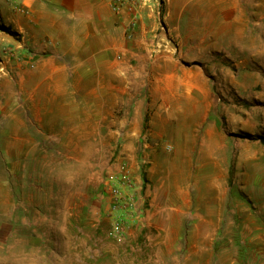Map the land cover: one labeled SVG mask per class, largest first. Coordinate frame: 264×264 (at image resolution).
<instances>
[{
	"label": "rangeland",
	"instance_id": "obj_1",
	"mask_svg": "<svg viewBox=\"0 0 264 264\" xmlns=\"http://www.w3.org/2000/svg\"><path fill=\"white\" fill-rule=\"evenodd\" d=\"M228 1L130 0L137 23L151 31V50L173 57L186 74L149 78V66L145 78L131 73L128 93L117 92L130 118L144 111L142 126H121L127 107L119 102L118 123L97 128L96 142H80L76 156L51 143L57 156L25 169L24 159L4 155L21 131L16 113L31 116L25 90H34L32 73L47 54L17 28L29 16L21 0H0V264H264V15L239 33L238 16L221 9ZM155 116L202 119L205 158L193 151L176 159L166 138L153 141ZM151 147L161 161L154 180L168 175L161 182L151 181ZM199 162L209 176L202 184L194 180ZM124 164L135 209L119 230L104 183ZM188 177L189 193L181 188ZM196 185L208 188L203 200Z\"/></svg>",
	"mask_w": 264,
	"mask_h": 264
},
{
	"label": "crops",
	"instance_id": "obj_2",
	"mask_svg": "<svg viewBox=\"0 0 264 264\" xmlns=\"http://www.w3.org/2000/svg\"><path fill=\"white\" fill-rule=\"evenodd\" d=\"M112 2L113 0H21L29 16L17 28L25 30L33 47L47 55L40 56L36 62L37 70L32 73V77L37 80L32 88L34 90H25L24 106L31 116L29 114L30 117L27 115V118H23L16 113L13 121L21 131L16 130L13 137L7 140L9 143L13 142V145L5 150L10 153L5 154V158L24 159L23 166L30 169L34 160L57 156L51 153H58L59 150L50 145L60 142L65 144V152L76 156L80 142L98 140L97 128L116 126L118 119L114 113L119 102L123 104L122 110L124 104L127 107L120 121L121 126L140 127L144 123V111L138 109L130 118L128 100L123 97L119 100L117 92L128 93L131 73H140L145 78L149 66V78H178L186 74L185 70L173 65L176 62L173 57L159 55L160 50L156 51L154 45L151 50V46L146 43L151 37V31L146 25L137 23L131 28L132 15L128 10L130 4L122 12L116 13ZM225 7L227 8L221 9H232L238 16V21L244 25L239 33L248 30L247 26L251 25L252 18L255 20V16L264 15V0H232ZM140 16L143 15L140 13ZM13 20L16 22V19ZM253 30L256 28L253 27ZM146 51L157 53L150 57ZM163 62L169 64L164 70ZM22 73H25L23 69ZM106 104H109L108 108ZM190 123L191 129L187 128ZM151 127L152 140L166 138L174 149L176 159L193 151L198 153L200 159L205 158L208 138L203 134L202 119L173 120L155 116ZM172 127L176 128L169 137L168 132ZM124 133L129 134V131ZM149 155L153 158L150 162V177L154 182L161 161L157 158V149L151 147ZM197 164L200 170L195 176V183H204V178L208 182L209 176L208 173H203L202 163ZM14 165L13 162V167ZM167 176L166 174L155 182L166 180ZM189 181V177L181 181V188L188 193L189 187L184 183ZM194 189L197 201L203 200V192H208V188L202 185H196ZM188 193L186 196L189 198ZM158 194L156 188L151 191L153 200ZM206 206L209 207L208 202Z\"/></svg>",
	"mask_w": 264,
	"mask_h": 264
},
{
	"label": "built area",
	"instance_id": "obj_3",
	"mask_svg": "<svg viewBox=\"0 0 264 264\" xmlns=\"http://www.w3.org/2000/svg\"><path fill=\"white\" fill-rule=\"evenodd\" d=\"M132 15L131 28L137 25L138 14L135 5L130 0H113L112 7L116 13L128 6ZM134 5V6H133ZM34 68L35 66L32 65ZM104 187L109 194V211L115 216L117 228L125 227L129 220V212L135 209L134 181L127 164L122 165L119 171H114L106 177ZM121 232V231H119Z\"/></svg>",
	"mask_w": 264,
	"mask_h": 264
},
{
	"label": "trees",
	"instance_id": "obj_4",
	"mask_svg": "<svg viewBox=\"0 0 264 264\" xmlns=\"http://www.w3.org/2000/svg\"><path fill=\"white\" fill-rule=\"evenodd\" d=\"M6 29L4 26H0V30ZM264 142V140H262Z\"/></svg>",
	"mask_w": 264,
	"mask_h": 264
}]
</instances>
